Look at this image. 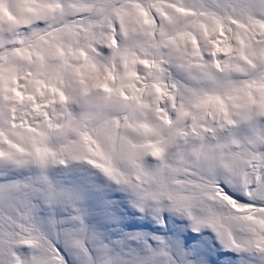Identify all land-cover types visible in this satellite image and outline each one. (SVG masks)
<instances>
[{
	"label": "snow or ice",
	"instance_id": "1",
	"mask_svg": "<svg viewBox=\"0 0 264 264\" xmlns=\"http://www.w3.org/2000/svg\"><path fill=\"white\" fill-rule=\"evenodd\" d=\"M0 264H264V0H0Z\"/></svg>",
	"mask_w": 264,
	"mask_h": 264
}]
</instances>
